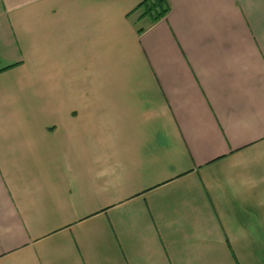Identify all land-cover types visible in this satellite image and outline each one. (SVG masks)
Instances as JSON below:
<instances>
[{"label":"crops","instance_id":"0c3cea01","mask_svg":"<svg viewBox=\"0 0 264 264\" xmlns=\"http://www.w3.org/2000/svg\"><path fill=\"white\" fill-rule=\"evenodd\" d=\"M0 0V264H264V0Z\"/></svg>","mask_w":264,"mask_h":264},{"label":"trees","instance_id":"16d2710c","mask_svg":"<svg viewBox=\"0 0 264 264\" xmlns=\"http://www.w3.org/2000/svg\"><path fill=\"white\" fill-rule=\"evenodd\" d=\"M144 8V14L152 17V22H156L168 13L169 6L166 0H145L140 4Z\"/></svg>","mask_w":264,"mask_h":264}]
</instances>
